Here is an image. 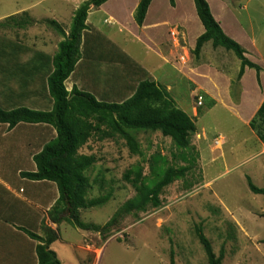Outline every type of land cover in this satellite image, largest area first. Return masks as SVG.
<instances>
[{
	"label": "rangeland",
	"instance_id": "rangeland-1",
	"mask_svg": "<svg viewBox=\"0 0 264 264\" xmlns=\"http://www.w3.org/2000/svg\"><path fill=\"white\" fill-rule=\"evenodd\" d=\"M60 1L0 0V23L16 15L24 24L0 26V106L4 110L51 109L46 80L52 71L50 58L63 37L46 21L52 20L48 12H54L53 20L68 34L72 11ZM116 2V7L123 5L116 13L121 14L125 32L109 33L112 23L95 32L85 58L93 72L83 74L84 67L77 66L65 82L66 89L76 88L99 99L108 88L115 97L106 101L122 102L134 93L140 79L130 80L133 70L142 72L143 80L159 78L164 87L174 82L170 95L176 106L195 121L191 145L199 157L184 179L164 189L160 208L120 217L104 228L135 194L123 178L131 167L141 165L148 177L156 155L165 157L167 166L186 163L171 139L160 132L134 133L139 154H133L120 137L93 135L78 151L95 157L87 172L92 184L87 199L108 193L111 198L100 207L80 210L81 222L101 227L98 231L83 230L66 221H52L49 211L59 197L55 184L30 181L20 175L36 171L33 156L55 137L54 129L19 124L9 130L0 124V235H26L21 231L24 228L44 237L50 228L59 235L51 249L62 264H170L171 256L175 264H208L195 233V228L201 226L215 255L223 252L221 264H264V195L252 193L247 183L248 177L257 188H264V146L249 126L264 98V0H208L223 32L236 38L233 40L244 49L245 57L260 66V83L256 71L249 68L237 79L240 61L232 51L207 43L198 58L193 55L191 48L196 42L192 38L200 20L197 24L193 20L188 0H181L180 15L173 12L169 0H154L146 15L149 22H169L146 31L153 50L158 44L166 47L173 35L179 37L178 29L170 31L179 21L186 39L182 45L191 51L185 54L181 50L180 58L169 60L174 68L180 66L179 72L165 66L162 71L166 69L171 76L153 73H162L163 63L151 55L143 57V46L134 39L137 31L133 15V26L129 25L132 0ZM26 8L30 10L24 11ZM23 12L33 23L24 21ZM80 53L83 55L82 48ZM120 75L126 79H115ZM105 79L107 84L122 81L126 85L104 88ZM29 85L35 87L34 91L28 90ZM106 92L111 95V91ZM200 96L202 105H198ZM65 216L67 213L62 214Z\"/></svg>",
	"mask_w": 264,
	"mask_h": 264
},
{
	"label": "trees",
	"instance_id": "trees-1",
	"mask_svg": "<svg viewBox=\"0 0 264 264\" xmlns=\"http://www.w3.org/2000/svg\"><path fill=\"white\" fill-rule=\"evenodd\" d=\"M107 1L87 0L82 3L73 14L68 34L56 21H46L63 37L50 58L52 71L46 80L48 95L52 101L49 111L27 107L4 110L0 106V124L7 125L9 130L19 124L47 125L54 129L55 137L33 156L36 171H25L20 175L30 181L55 184L59 197L49 211L54 223L66 221L74 227L95 231L101 227L81 222L79 212L106 204L111 198V193L87 199L92 188L87 172L94 165L95 157L79 154L78 151L93 135L102 134L103 138L120 137L125 140L133 154H139L140 148L134 133L160 132L171 139L174 147L180 151L182 161L186 163L179 167L167 166V159L156 155L150 165L151 172L148 177L143 174L141 165L131 167L123 178L132 186L135 194L123 204L105 227L103 226L104 228L109 227L120 217L136 216L148 208H160L164 189L173 182L184 179L199 157L191 145V137L196 132L195 121L180 110L167 89L155 81H141L134 93L122 102L98 101L90 93L78 91L76 88L72 91L66 89L65 82L76 69L81 56L88 12L92 7L99 8ZM151 1L138 0L133 14L138 26H142ZM169 2L171 6L175 5V0ZM193 2L196 15L204 27V33L196 40L193 55L198 58L206 43H211L213 48L222 47L226 51H232L240 61L237 79L240 80L245 69L249 68L256 71L257 82L260 83V66L248 60L244 49L223 32L214 19L208 2L206 0ZM22 14L28 25L33 23L26 12ZM15 16L5 18L0 26L5 27L7 24L24 26L23 21ZM249 126L264 146V99L250 120ZM247 183L252 193L264 195V188H257L248 177ZM63 213H67L65 218L62 217ZM21 231L37 242L36 264H61L56 252L50 248L59 239L54 230L48 228L44 237L24 228ZM195 233L203 247L207 263L221 264L223 252L219 256L215 255L201 226L195 228ZM170 264H175L172 256Z\"/></svg>",
	"mask_w": 264,
	"mask_h": 264
},
{
	"label": "crops",
	"instance_id": "crops-1",
	"mask_svg": "<svg viewBox=\"0 0 264 264\" xmlns=\"http://www.w3.org/2000/svg\"><path fill=\"white\" fill-rule=\"evenodd\" d=\"M85 1H87V0H61L60 1V3L62 2L63 5L65 4V6H67L68 9L72 10L70 15H69L70 24H71V20H72V17H73V14H74L75 10H77V8L82 3H84ZM116 1L117 0H108L105 4L101 5L99 8H93L92 7L91 10L88 12V16H87V19H86V22H85L86 29H85V31L83 33V37H82L83 40H82V45H81V48L83 49V55H81L77 65H76V69H77V66L84 67V69L82 71L83 74H87V73L93 72L91 70V68L87 65V64H89V62H86L85 58H86L88 52H90V50H91L90 45L93 42L94 33L95 32H99V31H103V26L104 25L109 26L110 23H112V24H111L110 27H108L109 33H111V34L113 33V35H116V33L121 34V33L125 32V25L123 24V21L120 20L121 14L116 13V9L118 7L122 8L123 5L119 4L120 6L116 7V5H117ZM121 1L122 0H120V2ZM42 2H44V1H42ZM207 2H208V0H207ZM153 3H154V0L151 1V4H150V6L148 8V11H147L146 15L151 10V7H152ZM180 3H181V0H176L174 6L170 5V7L173 9V12H175L176 14H179V15H180V12L182 10ZM208 4H209V2H208ZM137 5H138V0H132V7L130 6V8H129L130 9L129 10V15H130V19H129L130 23H129V25L131 27L133 26L132 22H131V20H132L131 16L134 14ZM188 6L190 7V10L193 12V14H194L193 20L197 24L199 19H198L197 15H196V11H195L193 0H188ZM28 10H30V8H26V10H24V11H28ZM48 14L51 15L49 17H52V20H53V17L56 15L54 12H48ZM214 18H215L216 21L219 22V18L216 15H215ZM148 20H149V17H148V19H147V17H145L142 26H139V27L137 26L136 23H134V26H135L136 31H137V34L135 33V35H134V36H136V38H134L131 33H127V34L130 37L136 39L138 41V43H140L143 46V50H144L143 57H147V55H151L152 57H156V58H158L159 62L163 63V65L160 68L161 71H162V68L164 69L165 66H166V67H168L167 69L169 71L171 70L172 72L177 73V71H178L180 66L178 65L177 68H174L173 65L171 63H169V60L170 59L172 60V57L174 58L175 56H179V58H180L182 56L180 54L181 50H182V53H185V54L191 52V51L188 52V48L186 46L182 45L186 41L185 36L183 34V30H184L183 23H180L178 21L170 29V31L174 30L175 28L178 29V30H176L177 31L176 33L180 34L178 38H176L175 35H173V36L171 35L172 39L171 40L169 39L166 42V47H164V44L163 45L162 44L161 45L158 44L157 50H153V48L148 45V43L150 44L151 42H150V39L147 37L146 31L150 27H157L159 25L167 26V25H169V22L165 21V20H162L160 22H156V21L153 20L152 22H149ZM133 22H135V21H133ZM219 25H220V23H219ZM69 28H70V26H69ZM170 31H169V33H170ZM130 32H131V30H130ZM203 33H204V27L202 26L201 22L199 21V23L197 24V31L194 33V36L192 38L193 42L194 41L196 42L197 38L200 35H202ZM233 39H235L237 41L236 38H233ZM204 46L202 47V51L204 49ZM194 47H195V44H192V48L191 49L193 50ZM202 51H201V54H202ZM199 60L201 61V57L199 58ZM181 68H182V64H181ZM75 70L72 73V75L75 74ZM169 71H166V69H165L161 73V72H157L156 70H154L153 73L158 74L159 76H161L163 74V77H164V76L170 75V74H168V73H170ZM79 73H81L80 69H79ZM132 73H133V76H132V78H130V80L133 79L134 77L140 78V79H137L138 81H137V84L135 85V88H134V91H135V89L137 88L138 84L144 78H142V76H141L142 72H140V71L138 73L136 70H133ZM244 74H245V72H244ZM115 75H113L112 77H114ZM147 75H148V73H147ZM108 78H110V76L106 77V79H108ZM120 78L126 79L122 75L118 76L115 79H120ZM106 79L104 80V82H105L104 83V88L105 87H110V88L120 89L124 85H126V82L124 83L122 81L119 84H107L106 83ZM158 80H159V78H156V80H153V81H155L156 83L160 84V81H158ZM66 84L67 83H65V85ZM174 85H175L174 82H170V83H166L165 84V88L167 89L169 94L172 92V90H173L172 86H174ZM34 89H35V87H32L31 85H29V87H28L29 91L32 92V91H34ZM106 90L111 91V95L109 93H107ZM104 95H105L106 99H104ZM93 96L95 97L94 94H93ZM97 96H99V95H97ZM111 97H115V95L113 94L111 89L106 88L103 91V97L99 96V99L96 98V97L95 98L98 101H102V100L106 101V100H108ZM261 102H260V104H261ZM10 104H11V102H10ZM36 104H40V101H37ZM260 104L257 106V109L259 108ZM257 109H256V111H257ZM34 126H46V125H34ZM14 230H17V229H14ZM36 244H37V242L32 240L27 235H0V264H36V262H37L36 261V255H35ZM52 245L50 246V248H52Z\"/></svg>",
	"mask_w": 264,
	"mask_h": 264
},
{
	"label": "built area",
	"instance_id": "built-area-1",
	"mask_svg": "<svg viewBox=\"0 0 264 264\" xmlns=\"http://www.w3.org/2000/svg\"><path fill=\"white\" fill-rule=\"evenodd\" d=\"M197 99H198V105H202V97L200 96Z\"/></svg>",
	"mask_w": 264,
	"mask_h": 264
}]
</instances>
